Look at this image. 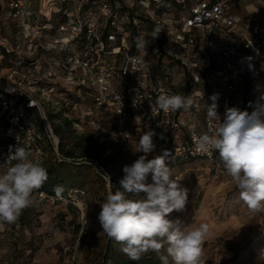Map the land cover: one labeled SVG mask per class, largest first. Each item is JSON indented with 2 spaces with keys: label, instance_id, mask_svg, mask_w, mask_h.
Wrapping results in <instances>:
<instances>
[{
  "label": "built area",
  "instance_id": "obj_1",
  "mask_svg": "<svg viewBox=\"0 0 264 264\" xmlns=\"http://www.w3.org/2000/svg\"><path fill=\"white\" fill-rule=\"evenodd\" d=\"M259 3L263 9L260 17L237 14L228 3L212 0H0V120L8 125L3 155H9L10 146L16 145L32 147L34 155H42L40 137L28 123L32 110L43 120L46 138L59 147L60 138L47 117L46 105L70 109L82 118L98 109L111 112L120 123L129 117L134 130L124 132L130 136L126 139L139 138L152 129L158 142L161 135L185 129L186 138L175 140L172 158L182 163L205 160L214 165L216 150L197 151L195 139L202 133L213 134L218 127V122L207 116L212 101L206 105L197 92L188 109L156 110L153 116L152 105L159 94L178 93L154 75L150 57L132 52L130 27L138 26L134 14L142 9L154 24V46L168 31L173 49L180 50L179 55L173 54L167 47L176 59L174 70L182 72L197 91L201 83L197 69L203 70L210 62L203 46L208 41L218 58L214 74L206 78L208 94L209 98L218 94L217 111L222 117L226 107H243L247 91L252 111L264 93V0ZM173 6L182 13L179 21L170 18ZM3 20L16 23L15 43L3 35ZM52 57L58 59L59 67L47 63ZM132 57L142 62L132 63ZM247 57L253 59L248 61ZM55 79L65 82V93L59 91ZM71 88L78 91L76 101L70 98ZM59 92V99L54 100ZM88 98L92 106L81 110ZM138 116L141 122L136 121ZM101 121L97 118L92 124L100 128ZM100 172L107 180L102 167Z\"/></svg>",
  "mask_w": 264,
  "mask_h": 264
},
{
  "label": "rangeland",
  "instance_id": "obj_2",
  "mask_svg": "<svg viewBox=\"0 0 264 264\" xmlns=\"http://www.w3.org/2000/svg\"><path fill=\"white\" fill-rule=\"evenodd\" d=\"M222 1L228 3L237 14L247 16L250 11L255 10H250L246 4H253L258 9L260 0ZM169 12H172L170 18L181 14L176 6L171 7ZM134 17L138 18L139 27L136 37L130 41L131 49H134L135 54L146 55L155 61L158 49L152 38L153 22L142 9H138ZM3 22V35L15 43L18 37L16 23L12 20ZM166 36L173 54L179 55V49L171 48L169 33ZM138 37H148L146 52L137 50ZM47 63L55 68L60 66L55 57L48 58ZM197 70L201 72L202 68ZM181 73L175 69L170 80L178 91L187 79ZM55 81L59 83V91L65 93V82L61 79ZM71 89L70 98L76 101L75 94L78 91ZM195 91L194 86L192 97ZM60 92L53 97L54 100L59 99ZM84 102L81 110L92 106L89 98ZM45 110L53 128L63 126L66 121L79 123V126L72 125L62 132L59 144L61 155L59 147H53L46 138L43 120L37 112L30 111L28 123L40 137L38 144L42 149V155L32 153V158L45 165L61 163L59 169L66 175L72 188L68 199L62 201H56L35 190L30 206L22 211L16 222L0 224V264H162L160 257L154 252L145 254L139 261L130 260L120 250V244L101 231L98 222L100 205L105 202L108 192L122 191L119 181L124 176L123 167L131 165L142 155L132 150V144L139 138L126 139L123 135L125 131L134 130L132 124L127 125L128 120L120 123V119L109 111L100 113L94 110L88 118H82L70 109H54L45 105ZM100 115L103 116L101 127H94L92 122L97 118L101 119L97 117ZM4 130L5 124L1 121L0 160L3 161L0 164L5 162L6 156L2 149L5 143L2 136ZM185 132V129L177 132L176 139L174 135L173 138L163 136V139L155 142L156 150L148 156V159H152L167 151V163L173 178L189 189L185 210L174 211L168 218L180 219L189 227L200 223L209 226L202 245L206 264H264V254H260V250L264 249V212L253 213L244 205L221 160L219 165H212L205 160L182 163L172 158L175 140H184ZM68 153L71 156L64 157ZM100 167L106 171L107 180L102 177ZM2 171L4 169L0 168V172ZM126 195L131 199L142 198ZM69 204H73L75 208H68ZM169 264H172L171 258Z\"/></svg>",
  "mask_w": 264,
  "mask_h": 264
},
{
  "label": "clouds",
  "instance_id": "obj_3",
  "mask_svg": "<svg viewBox=\"0 0 264 264\" xmlns=\"http://www.w3.org/2000/svg\"><path fill=\"white\" fill-rule=\"evenodd\" d=\"M147 38H137L138 51L146 52ZM255 51L259 55V50ZM246 59L251 61L253 58ZM130 60L142 62L138 57ZM252 67L249 63V68ZM209 99L212 103L208 106L207 116L217 121L218 127L211 135L202 133L195 138L197 151H218L240 200L251 212H264V93L255 102L253 111L226 107L222 117L217 111L218 94ZM192 104L190 96L162 93L152 105V115L156 110L164 113L186 110ZM136 121L141 122V117H136ZM156 135L149 129L132 144L133 152L142 155L123 167L124 176L119 181L122 191H109L100 205L98 222L101 231L120 244L122 253L133 261L154 252L162 264H169V258L172 264H206L202 245L209 226L200 223L189 227L180 219L168 218L174 211L185 210L189 189L173 178L167 151L148 159L156 150ZM124 136L130 137L127 133ZM163 138L161 135L160 139ZM0 168L4 169L0 172V224H11L30 206L33 192L43 185L48 174L42 162L34 160L29 150L17 145L10 146L9 155ZM126 194L142 198L131 199ZM260 254H264V249Z\"/></svg>",
  "mask_w": 264,
  "mask_h": 264
},
{
  "label": "trees",
  "instance_id": "obj_4",
  "mask_svg": "<svg viewBox=\"0 0 264 264\" xmlns=\"http://www.w3.org/2000/svg\"><path fill=\"white\" fill-rule=\"evenodd\" d=\"M244 16V15H243ZM182 17V13L180 15H178L176 18H174V21H179L180 18ZM134 19H137L136 17H134ZM152 32L154 31V24L152 23ZM175 27H178V24H174ZM139 26H133L131 31V35L129 36V40L132 41L134 40L135 33L137 31ZM135 31V32H133ZM167 32L166 30L164 31V38L162 41H157L155 47H157V56H156V60L153 61L154 62V67H153V73L156 77L160 78L162 81H164V84L166 86H168L171 89H174L178 94L184 95L185 97L190 96L192 98V89L194 87L193 83L186 79L185 83L183 86L180 87V91H178L176 88H174V86L172 85V74L174 71V65H175V57L171 54H169V50L167 49L168 42H167ZM205 51H207L209 53L210 56V62L209 65H207L200 73L201 75V83L198 87V91L196 90L195 93L200 92L202 94V96L204 97V101L206 102V105L209 104L208 100H209V94H208V86H207V76L210 74H214L216 68H217V62H218V58L217 56L211 52V49H209L208 46V41L204 42L203 44ZM173 48V47H171ZM134 51V49L132 50V52ZM134 53V52H133ZM180 61H178L179 63ZM166 68H169V72L166 71ZM127 82V78L125 79V83ZM127 90V85H125L124 87V91ZM247 96L248 99L244 102V105L242 108H240L242 111L246 110L248 112H251V107H250V101H249V96L250 93L249 91H247ZM98 111H100V113L105 112L106 110L104 109H98ZM97 117H101L103 119V116H97ZM129 123L127 125L132 124V121L130 120L129 117H127V119ZM2 120H0L1 122ZM5 124V130L3 131V138H4V142H6L5 139V133L8 129V125L5 121H3ZM73 125V122L71 121H66L63 126H56L54 129L55 134L61 139L62 138V132L66 131L67 129H69L71 126ZM133 126V124H132ZM134 129V126H133ZM133 131V130H132ZM177 132L176 131H172L170 135L171 138H173V135L175 136ZM61 142V141H60ZM5 144V143H4ZM19 147H23L27 150H29L31 153H33L32 151V147H27V146H23L20 145ZM61 147L59 145V152L61 153ZM8 155H6L5 157L7 158ZM71 156L69 153L67 155H64V157H68ZM215 161L216 163L214 165H219L220 163V158H219V153L218 151H216L215 153ZM62 162V161H61ZM43 166L47 169V174H48V178L47 180L43 183V185L37 189L36 191L39 193H44L46 194L47 197L53 198L56 201H62L64 199H68L69 197V190L72 188V186L70 185L66 175H64L59 167L62 166L61 163H57V164H53V165H45V163H43ZM57 189L60 190V194L57 195ZM68 208H75L73 204H69Z\"/></svg>",
  "mask_w": 264,
  "mask_h": 264
},
{
  "label": "crops",
  "instance_id": "obj_5",
  "mask_svg": "<svg viewBox=\"0 0 264 264\" xmlns=\"http://www.w3.org/2000/svg\"><path fill=\"white\" fill-rule=\"evenodd\" d=\"M212 1H221V2H223L222 0H212ZM225 2V1H224ZM260 2V1H259ZM259 4V8L258 9H255L254 8V5L253 4H246L247 5V7L251 10H255V11H250L249 13H254L255 14V16L256 17H260L261 16V14L263 13V9H262V7L260 6V3H258ZM232 11L234 12V9L232 8ZM236 13V12H235Z\"/></svg>",
  "mask_w": 264,
  "mask_h": 264
}]
</instances>
